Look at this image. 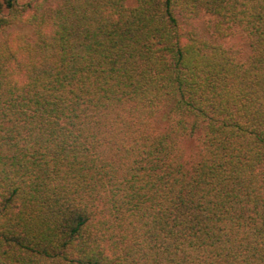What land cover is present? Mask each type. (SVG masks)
I'll list each match as a JSON object with an SVG mask.
<instances>
[{"label": "trees", "instance_id": "obj_1", "mask_svg": "<svg viewBox=\"0 0 264 264\" xmlns=\"http://www.w3.org/2000/svg\"><path fill=\"white\" fill-rule=\"evenodd\" d=\"M0 264H264V0H0Z\"/></svg>", "mask_w": 264, "mask_h": 264}, {"label": "rangeland", "instance_id": "obj_2", "mask_svg": "<svg viewBox=\"0 0 264 264\" xmlns=\"http://www.w3.org/2000/svg\"><path fill=\"white\" fill-rule=\"evenodd\" d=\"M25 1V0H23ZM226 46L230 47V46H233V47H240L241 46V39L238 37H235V38H230L228 39L226 42H225ZM188 145V143L186 144Z\"/></svg>", "mask_w": 264, "mask_h": 264}]
</instances>
